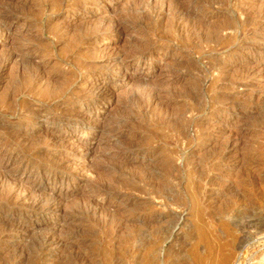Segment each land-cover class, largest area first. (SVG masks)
<instances>
[{"label": "rangeland", "instance_id": "374dc122", "mask_svg": "<svg viewBox=\"0 0 264 264\" xmlns=\"http://www.w3.org/2000/svg\"><path fill=\"white\" fill-rule=\"evenodd\" d=\"M0 264H264V0H0Z\"/></svg>", "mask_w": 264, "mask_h": 264}, {"label": "bare ground", "instance_id": "6f19581e", "mask_svg": "<svg viewBox=\"0 0 264 264\" xmlns=\"http://www.w3.org/2000/svg\"><path fill=\"white\" fill-rule=\"evenodd\" d=\"M5 27H6V26H5ZM2 29H3V28H2ZM3 30H4V29H3ZM5 30H6V28H5ZM7 30H9V29H7ZM3 32H4V31H3ZM3 32H2V33H3ZM38 108H39V107H38ZM49 179H50V178H49ZM42 182H44V181L40 180L39 183L42 184ZM43 185H44V184H43ZM38 189H39V188H38ZM36 190H37V189H36ZM53 199H54V198H53ZM41 200H42V199H41ZM52 201H53V200H52ZM46 202H47V201H46ZM44 203H45V202H44ZM49 203H50V202H49ZM45 204H47V203H45ZM45 204H44V206H47V205H45ZM50 209H51V208H50ZM5 217H6V216H5ZM253 223H254V220H251V221L249 222V224H253Z\"/></svg>", "mask_w": 264, "mask_h": 264}]
</instances>
